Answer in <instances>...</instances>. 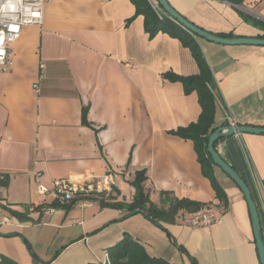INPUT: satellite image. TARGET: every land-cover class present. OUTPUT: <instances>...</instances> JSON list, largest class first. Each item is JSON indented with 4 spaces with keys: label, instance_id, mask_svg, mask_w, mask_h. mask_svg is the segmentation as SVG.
Here are the masks:
<instances>
[{
    "label": "crops",
    "instance_id": "1",
    "mask_svg": "<svg viewBox=\"0 0 264 264\" xmlns=\"http://www.w3.org/2000/svg\"><path fill=\"white\" fill-rule=\"evenodd\" d=\"M168 1L214 34L264 37V0ZM134 14L131 0H48L43 22L24 26L12 44V64L0 67V260L106 263L109 248L129 234L172 264H261L242 191L215 166L229 198L221 206L193 141L170 133L201 113L197 92L185 94L162 75L197 73L191 51L163 32L150 38L142 15L127 24ZM196 38L222 101L215 125L229 115L264 126V45ZM216 149L250 186L264 237V133L226 136ZM139 169L156 205L169 193L204 203L219 220L193 226L186 221L196 212L182 211L163 229L142 213L102 206L103 191L67 208L53 191L40 194L35 176L51 190L55 180L94 186L109 176L107 194L131 202Z\"/></svg>",
    "mask_w": 264,
    "mask_h": 264
},
{
    "label": "trees",
    "instance_id": "2",
    "mask_svg": "<svg viewBox=\"0 0 264 264\" xmlns=\"http://www.w3.org/2000/svg\"><path fill=\"white\" fill-rule=\"evenodd\" d=\"M235 4H241L242 0H228ZM135 6V14L129 18V24L135 17L142 15L144 17L145 31L149 37H154L157 33L163 32L173 38L178 39L181 44L191 51V54L198 66V72L191 75H179L172 71L164 72V78L170 81H179L183 84L185 94L193 91L197 92L201 113L197 121L187 126L171 130V134L178 135L184 139H190L194 143L198 161L201 164L202 172L209 179L215 191V197L219 200L220 205L227 207L229 204L228 195L215 174V164L208 152V140L210 135L217 129L215 117L219 104L222 102L218 92V83L214 77L209 62L195 35L185 29L174 18L164 12H159L150 0H131ZM256 23L262 24L259 20ZM227 36V34H220ZM231 35V34H230ZM232 37V36H227ZM87 110L83 112V121L88 123L86 118ZM224 124H229L228 120ZM219 141V140H218ZM218 141L215 143L217 147ZM147 180L146 169H139L135 172L134 178L130 181L135 188V194L131 202H117L114 196L99 194L102 206H111L124 208L130 216L136 213H142L159 227L166 229L161 222L173 223L177 215L182 212H199L206 205L200 201L189 198H177L169 193H161L163 204L158 206L152 202L150 191L145 185ZM96 193H74L71 200L62 205L71 207L78 198L93 199ZM116 201V202H115ZM15 216L21 217L22 213L11 211ZM0 264H18L17 262L3 256ZM89 264H172L170 261L162 258L151 256L143 244L133 239L129 234H125L123 239L116 245L109 248V261L106 263H89ZM193 264H196L193 261Z\"/></svg>",
    "mask_w": 264,
    "mask_h": 264
},
{
    "label": "built area",
    "instance_id": "3",
    "mask_svg": "<svg viewBox=\"0 0 264 264\" xmlns=\"http://www.w3.org/2000/svg\"><path fill=\"white\" fill-rule=\"evenodd\" d=\"M48 0H0V67L6 71L12 64L11 46L22 34L23 27L32 24H41L44 17V6ZM154 6L159 12H164L158 3ZM165 13V12H164ZM229 124L233 123L228 115ZM40 173H36V181L38 182V192L42 195L53 191L56 195L58 204L64 205L68 203L74 193H91L93 191H103L107 193L111 191L108 187L110 177L97 178L95 185H72L67 180H55L53 182V190L48 188L40 181ZM89 201L84 205H89ZM53 208H47L48 212H52ZM219 220L212 210H202L196 212L193 217L187 219L186 222L193 226H207Z\"/></svg>",
    "mask_w": 264,
    "mask_h": 264
},
{
    "label": "water",
    "instance_id": "4",
    "mask_svg": "<svg viewBox=\"0 0 264 264\" xmlns=\"http://www.w3.org/2000/svg\"><path fill=\"white\" fill-rule=\"evenodd\" d=\"M158 5L161 9L168 14L170 17L174 18L178 23H180L185 29L190 31L196 37L204 38L209 41L222 44L239 45V44H249V45H264V37H227L221 36L209 32L208 30L196 25L194 22L187 19L181 13H179L168 0H157ZM264 133V126H255L248 124H238L236 122L230 124H222L217 127V129L210 135L208 140V152L211 155L215 166H218L222 171L227 174L233 182L242 191L243 196L247 202L251 223L253 227L254 238L256 242V247L258 250L259 258L261 264H264V237L262 232V226L259 216V211L257 204L253 198L252 190L247 182L241 177V175L233 168L227 161H225L219 154L218 150L215 148V143L223 137L231 136L237 133ZM91 193H102V191H96Z\"/></svg>",
    "mask_w": 264,
    "mask_h": 264
},
{
    "label": "rangeland",
    "instance_id": "5",
    "mask_svg": "<svg viewBox=\"0 0 264 264\" xmlns=\"http://www.w3.org/2000/svg\"><path fill=\"white\" fill-rule=\"evenodd\" d=\"M222 170V169H221Z\"/></svg>",
    "mask_w": 264,
    "mask_h": 264
}]
</instances>
